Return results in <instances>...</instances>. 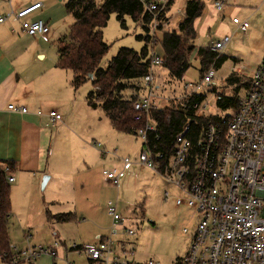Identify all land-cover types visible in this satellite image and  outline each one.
Returning <instances> with one entry per match:
<instances>
[{"label":"rangeland","instance_id":"1","mask_svg":"<svg viewBox=\"0 0 264 264\" xmlns=\"http://www.w3.org/2000/svg\"><path fill=\"white\" fill-rule=\"evenodd\" d=\"M102 1L98 0L99 3ZM184 1L176 0L170 15L181 8ZM200 1L204 9L195 22L197 36L193 41L194 52L189 57V69L181 80H176L165 68L155 66L152 70V90L160 103L159 107H179L187 94L184 85L199 84L202 77L211 71V83H203L197 92L203 96L197 113L206 117H221L231 113L216 107L218 94H233V90L225 86V80L231 74L249 78L261 63L264 51V0ZM216 2L224 4L222 11H216ZM232 18L240 22L247 21V31L235 33L237 27L232 24ZM161 32L156 33L158 42L148 44L150 55L154 53L163 57ZM102 34L109 50L99 64L100 69H105L121 48L140 53L145 46L143 38L146 33L130 18L125 19V28H122L115 14H112ZM148 35L151 36V32ZM224 36H229L230 39L218 54L226 59L218 67H209L201 75L196 51L199 48H208ZM91 90L90 76L80 87L78 95H87ZM139 92L147 95L148 90L141 88ZM244 95L245 89L237 93L239 100ZM91 114V124L84 125V131L90 132V135L106 137L107 143L98 138L86 139L78 136V139H73L65 135L62 155L59 156L63 166L49 163L46 172L37 174L38 182L26 179L25 189L15 194L14 185H11V216L8 221L10 245L24 251L32 243L44 244L50 240L53 242L54 228L47 222L46 213H71L77 219L81 217V221L85 220L87 225L80 231L88 238L91 236L88 230L93 224L108 227L109 233L112 219L107 208L111 203L116 205L120 216L129 218L130 226L135 231L132 238H116L132 243L129 247L133 249V254L127 256V261L135 264H146L148 261L155 264H176L186 254L188 247L186 223L192 224V235L199 216L191 210L190 214H181V210H177L175 205L176 197L183 196L178 188L158 173L143 168L136 162L143 150V142L139 138L113 131L108 121L104 120L103 111L98 110ZM93 140L102 144L100 152L91 145ZM126 158L132 163L123 168L122 160ZM113 170L119 175L118 187L110 184L102 175L103 171ZM45 177L49 180L42 189ZM38 248L42 247H35Z\"/></svg>","mask_w":264,"mask_h":264},{"label":"built area","instance_id":"2","mask_svg":"<svg viewBox=\"0 0 264 264\" xmlns=\"http://www.w3.org/2000/svg\"><path fill=\"white\" fill-rule=\"evenodd\" d=\"M140 1L153 16L149 40L155 44L158 41L156 33L168 27V15L161 18L168 0ZM39 7L40 4H36L11 15L21 22L26 35L45 40L50 31L48 25L42 20H27ZM215 7L218 11L223 9L220 3ZM4 20L0 18V23ZM232 23L242 33L249 27L247 21L240 22L236 18ZM229 39H221L212 45L211 50L218 54ZM151 55L150 71L138 81L142 89L148 90L147 95L137 96L132 103L134 122H144L133 132L143 142L137 163L172 182L183 195L175 199L176 207L184 206L199 216L187 252L176 264H264V57L250 75L249 86L237 110L215 117L200 135L197 148L186 138V124L175 138L173 153L167 157L154 153L148 145V136L156 132L151 113L162 109L153 94L152 70L155 66H162L163 59L154 53ZM208 72L199 84L184 85L185 97L197 94L203 83H211L212 74ZM193 108L198 110L200 104ZM8 110L20 114L27 112L25 108L13 105H9ZM48 117L52 124L62 122L61 115L54 110L48 113ZM122 163L126 167L130 160L126 158ZM102 175L118 187L116 170L103 171ZM8 182H13V178L9 177ZM107 212L113 226L122 230L124 238L135 236L129 219L117 213L116 205L109 203ZM129 246L132 243L114 241L111 233L96 243L71 244L69 249L90 264H132L127 261V256L133 254ZM57 247V242L51 248L24 251L10 247V255H0V260L6 264H29L42 255L55 258ZM148 264L155 263L149 261Z\"/></svg>","mask_w":264,"mask_h":264},{"label":"crops","instance_id":"3","mask_svg":"<svg viewBox=\"0 0 264 264\" xmlns=\"http://www.w3.org/2000/svg\"><path fill=\"white\" fill-rule=\"evenodd\" d=\"M68 1L0 0V18H5L4 22L0 23V161L13 162L15 166L14 171L9 176L13 178V182H8L10 197L11 185H14L13 193L15 194L25 189L26 179H30L35 183L38 182L37 174L46 172L49 163L50 165L52 163L53 165L62 164L63 166L59 156L62 155L63 137L65 135H69L73 139H78V136L86 139L98 138L103 143H107L106 137L97 134L90 135V132L84 131V125L91 124L93 117L91 113L99 109H91L87 105L86 95H78L80 88L73 89L70 72L56 67L57 42L68 33L74 23V18L65 10V4ZM175 1L173 0L168 11V27L160 33V36L165 32H178L179 24L186 19L185 6L188 0H185L182 7L173 15H170ZM36 4H40V7L33 11L27 17V20H42L48 25L50 31L45 40L40 37L32 38L26 35L22 31L21 22L11 15ZM222 5L224 8V4ZM237 32L239 31H235V33ZM225 37L229 36L223 38ZM212 45L209 46L210 49ZM263 57L264 51L261 59ZM139 95L142 96L141 93H136V96ZM9 105H13L15 108H25L27 112L20 114L9 111ZM51 110L61 115L62 122L55 124L50 122L48 113ZM103 116L104 120L108 121L104 113ZM112 130L115 131L113 128ZM91 145L97 151L103 148L102 144L95 140L91 142ZM96 145H99V147H96ZM123 168H125L124 165ZM30 193L31 189H29ZM176 209L181 210V214H190V209L184 206L176 207ZM48 223H51L54 228V241L50 240L44 244L32 243L34 245L31 244L29 247L51 248L53 243L57 242L56 257L51 258L48 255H42L29 264H90L85 258L78 257L72 252L69 246L71 244L96 243L99 239L108 237L111 233L113 239L115 238L117 242L121 240L116 238H124L122 230L114 227L113 223L109 233L108 227H100L96 224L90 225L88 232L91 236L89 238L80 231L82 227L87 225L85 220L81 221V217L77 219L74 216V219L68 223ZM185 227H187L185 236L188 239L189 247L196 225L193 227L192 235H190L192 224L186 223ZM73 230L74 233H71ZM10 247L12 246L10 245ZM13 248L22 251L16 247ZM0 264L6 263L0 260ZM132 264L135 263L132 262Z\"/></svg>","mask_w":264,"mask_h":264},{"label":"trees","instance_id":"4","mask_svg":"<svg viewBox=\"0 0 264 264\" xmlns=\"http://www.w3.org/2000/svg\"><path fill=\"white\" fill-rule=\"evenodd\" d=\"M173 0H168L161 18L168 15ZM204 9L200 0H188L185 6L186 19L179 24L178 32H165L161 38L163 53L162 67L169 75L181 80L190 67L189 57L194 52L196 38L195 22ZM66 12L74 18V23L66 35L57 42L56 67L71 73L73 89H79L91 76L92 90L86 95V103L91 109L103 111L111 127L124 134H133L144 122L133 120L132 103L141 90L138 81L150 71L152 55L149 53V35L153 16L140 0H69ZM125 28V19L130 18L146 33L145 46L140 53L121 48L109 61L105 69L99 64L109 50L103 39L102 30L107 26L110 16ZM196 56L203 75L209 67H218L226 59L213 52L210 47L199 48ZM250 79L231 74L225 86L233 90L232 96L218 94L216 107L222 111L237 110L240 100L237 93L247 89ZM130 94V96H129ZM203 96L192 94L185 97L179 107H165L151 113L156 123V132L148 136V145L154 153L169 157L173 153L175 138L188 125L186 138L197 148L199 137L215 117H206L193 108L200 104ZM13 162L0 161V255H10L8 221L11 214L10 185L8 178L14 171ZM74 219L72 214L52 216L47 213L48 222L68 223Z\"/></svg>","mask_w":264,"mask_h":264},{"label":"water","instance_id":"5","mask_svg":"<svg viewBox=\"0 0 264 264\" xmlns=\"http://www.w3.org/2000/svg\"><path fill=\"white\" fill-rule=\"evenodd\" d=\"M47 181H48V178L45 177V178L43 179V181H42V189H44V187H45Z\"/></svg>","mask_w":264,"mask_h":264}]
</instances>
